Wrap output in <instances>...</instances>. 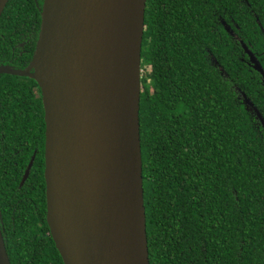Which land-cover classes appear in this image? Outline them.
I'll use <instances>...</instances> for the list:
<instances>
[{"label":"trees","instance_id":"1","mask_svg":"<svg viewBox=\"0 0 264 264\" xmlns=\"http://www.w3.org/2000/svg\"><path fill=\"white\" fill-rule=\"evenodd\" d=\"M242 1H145L138 124L149 264H264V131L239 95L264 122V85L240 46L264 73L257 25L264 32V9L252 16ZM39 6L7 0L0 66L28 65ZM227 16L237 39L218 22ZM27 34L24 48H15ZM34 89L29 78L0 74V149L26 150H0L8 161L0 159V198L8 212L16 208L2 239L9 264H62L44 222L43 121ZM33 149L25 194L15 198L11 189Z\"/></svg>","mask_w":264,"mask_h":264},{"label":"water","instance_id":"2","mask_svg":"<svg viewBox=\"0 0 264 264\" xmlns=\"http://www.w3.org/2000/svg\"><path fill=\"white\" fill-rule=\"evenodd\" d=\"M145 1L42 0L28 65L0 66L40 92L45 223L62 264H149L138 124ZM241 47L264 85L259 63ZM76 156L92 161L89 187ZM0 264H9L1 234Z\"/></svg>","mask_w":264,"mask_h":264},{"label":"flooded vegetation","instance_id":"3","mask_svg":"<svg viewBox=\"0 0 264 264\" xmlns=\"http://www.w3.org/2000/svg\"><path fill=\"white\" fill-rule=\"evenodd\" d=\"M34 1H36V0H34ZM41 1L42 0H40V6H41ZM242 3H243L244 9L248 12V14H250L252 16H254V14H253L254 13V10H256V11H262L261 9H264V0H249V1L248 0H243ZM40 6H39V8H40ZM218 22L221 25L222 29L226 32V35L228 37L231 36V37H233V39H237L236 36L234 35V33L231 31V29H229V16H227V20L226 21H224L223 19H219ZM257 25L259 27L260 39L264 43V32H263V30L261 29V27H260V25L258 23H257ZM38 29H39V25H38ZM37 33H38V31H37ZM28 37H29V35L27 37L23 36V38L21 39V41L15 45V48L23 49L24 46H25V44L27 43V38ZM240 46H241V44H240ZM245 48L254 56L255 53L252 52L248 46L245 45ZM241 49H242V47H241ZM242 53L246 57V65L249 68H251L252 66L249 63L248 56L243 51V49H242ZM9 64H10V61L8 60L7 61V64H4V65H9ZM37 89H38V87H37ZM38 92H39V89H38ZM33 93H34L35 96L37 94H39V98H40V92L37 93L36 90L34 89L33 90ZM40 104H41V100H40ZM41 109H42V107H41ZM247 109L249 111H251L249 109V107H247ZM253 115H254V113H253ZM42 121H43V111H42ZM43 131H44V124H43ZM0 150L2 152H4V151H6L7 153L9 152V153H11L14 156L16 154H18L19 152H26V150L24 148H22V149H10V150H8V149L7 150L0 149ZM35 153H36V150L33 149L32 152H31V154L28 157L27 163L25 164V166L23 167V169L21 170V172L19 174L16 187L14 189H11V195L13 197H15V198L16 197H20L23 194H25L26 186L25 187H22V186H24L26 184V181L28 180L30 168H31L32 163H33V160H34ZM6 157H7L6 154H2L0 156V159H2L3 161H5V160L7 161V158ZM29 162H30V167H29L28 173H27L25 179L21 182L22 177H23V174H24L25 169H26V167H27V165H28ZM5 168H6V171H3V168L1 169V171H2L1 176H2V179L3 180L8 179L7 176L9 174V172L7 170V168H8L7 163H5ZM42 173H43V150H42ZM13 177H14V180H16L15 179L16 178V175H13ZM42 179H43V176H42ZM43 187H44V181H43ZM30 190H31V188H30ZM16 194H19V195L16 196ZM22 199L24 200L25 199V196L22 197ZM8 209H9V204L8 203L4 204L1 201V198H0V234H1V238H2V234L5 233V229H6V219H7L6 217L8 216V219H9L10 223H12L14 220H16L15 217H14V214H15L14 210L16 208L12 206L11 209L9 210V212H8ZM44 210H45V204H44ZM44 222H45V214H44ZM48 234H49V231H48ZM2 241H3V239H2ZM3 246H4V243H3ZM4 249H5V247H4ZM5 253H6V249H5ZM6 255H7V253H6Z\"/></svg>","mask_w":264,"mask_h":264},{"label":"bare ground","instance_id":"4","mask_svg":"<svg viewBox=\"0 0 264 264\" xmlns=\"http://www.w3.org/2000/svg\"><path fill=\"white\" fill-rule=\"evenodd\" d=\"M76 100L78 102H83L84 97L81 94H79L76 96ZM75 162L77 166V175L79 180L83 181L85 187H89L91 185V181L93 177L92 161L86 159L85 157L76 156Z\"/></svg>","mask_w":264,"mask_h":264},{"label":"rangeland","instance_id":"5","mask_svg":"<svg viewBox=\"0 0 264 264\" xmlns=\"http://www.w3.org/2000/svg\"><path fill=\"white\" fill-rule=\"evenodd\" d=\"M140 74H141V71H140Z\"/></svg>","mask_w":264,"mask_h":264}]
</instances>
